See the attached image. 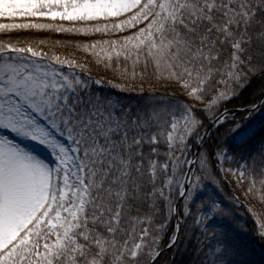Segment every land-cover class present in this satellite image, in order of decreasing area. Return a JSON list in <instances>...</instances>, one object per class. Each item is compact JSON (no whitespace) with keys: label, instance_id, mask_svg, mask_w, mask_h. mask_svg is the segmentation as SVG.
<instances>
[{"label":"snow or ice","instance_id":"snow-or-ice-1","mask_svg":"<svg viewBox=\"0 0 264 264\" xmlns=\"http://www.w3.org/2000/svg\"><path fill=\"white\" fill-rule=\"evenodd\" d=\"M0 264H264V0H0Z\"/></svg>","mask_w":264,"mask_h":264},{"label":"trees","instance_id":"trees-1","mask_svg":"<svg viewBox=\"0 0 264 264\" xmlns=\"http://www.w3.org/2000/svg\"><path fill=\"white\" fill-rule=\"evenodd\" d=\"M94 74H96V72H94ZM105 90L107 92H110L113 95H118L120 96L122 99L131 102L133 104L139 102V97L137 93H119L118 90L116 89H111L110 87L105 86ZM237 104H239L240 102H236ZM229 107H232V104H229ZM240 117L237 116V119H239ZM239 215L241 216V223H247L249 226H251V220H250V214H248L246 212V209L244 207H240L239 208ZM257 252H259V247L257 246Z\"/></svg>","mask_w":264,"mask_h":264},{"label":"rangeland","instance_id":"rangeland-1","mask_svg":"<svg viewBox=\"0 0 264 264\" xmlns=\"http://www.w3.org/2000/svg\"><path fill=\"white\" fill-rule=\"evenodd\" d=\"M94 74V73H93ZM94 75H96V74H94Z\"/></svg>","mask_w":264,"mask_h":264}]
</instances>
